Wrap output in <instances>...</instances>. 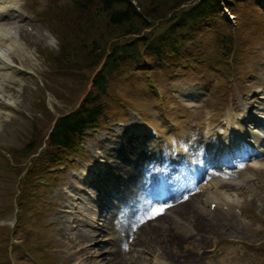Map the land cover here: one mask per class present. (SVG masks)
Returning a JSON list of instances; mask_svg holds the SVG:
<instances>
[{
  "label": "rangeland",
  "instance_id": "rangeland-1",
  "mask_svg": "<svg viewBox=\"0 0 264 264\" xmlns=\"http://www.w3.org/2000/svg\"><path fill=\"white\" fill-rule=\"evenodd\" d=\"M17 1L20 2V11L32 20H23L16 25L14 20L9 19L7 24L19 29L23 41L38 61L34 59L33 65L25 60L28 65L25 64L24 71L17 74L15 85L8 87V90L20 95V103L19 106L10 107L9 117L3 118L4 130L8 127V133L2 135L3 130H0V180H3L4 186L0 189V224L7 223L1 226L4 227L5 242L4 250L3 242H0V264H7L10 259L15 264H39L38 259L30 255V247L35 249L36 254L47 253L45 259L51 264H117V256L126 264H217L212 262L214 258L224 264H264V248H257L264 242V156L258 160L262 163L259 170L255 171L252 167L250 171L248 168L239 170L236 175L228 176L233 184L219 187V191L226 195H238L232 212L220 210L221 213L216 212V215L211 213L214 220L207 215L208 224L198 223L197 228H194L196 222L186 221L189 228L178 234L179 241L185 242L181 248L174 246L173 242L160 245L154 234L150 233L148 225L141 230V241L137 246L133 241H124L130 242L132 248L131 253L126 254L122 247L117 248V245L106 242L108 237H120L119 231L110 229V233L96 228L94 225L97 224L91 218L95 207L84 197L77 198L82 185L78 182V176H81L86 163L95 161H104L111 168L115 165L119 170L130 171L140 187V193L145 192L144 174L140 170L141 163L145 161L144 155L138 161L133 157L137 149L141 150V145L135 142L136 139L131 140L134 136H130L127 128L115 123L120 121V95L136 110L141 107L145 118L155 123V117L162 121L159 110L155 113V109L164 101L152 89L165 86V89L162 88L165 100L168 96L171 100H181V107L176 111L178 117L186 112L184 104L193 109L190 110L194 115L192 119L177 118L181 124L180 132L184 133L189 121L201 119L203 104L210 106L211 111H219L225 104L228 110L235 112L242 109L240 104L243 99L249 102L259 97L257 92L263 94L264 9L234 0V7L240 13L235 17L225 10L231 23L221 24L212 30L203 27L189 34L188 37L194 39L187 41L180 52L189 51L191 55L179 59L174 56L177 53L167 52L165 59L172 58L173 61L166 68L144 64L143 61L151 58L148 53H142L140 60L122 63L110 76L109 96L104 98L111 109L107 121L109 129L95 131L85 142L81 153L65 154L67 159L61 164H54L53 158L49 159L45 151L54 120L78 108L94 92L93 78L102 67L105 54L115 44L128 43L137 35L124 34V30L129 28L127 25H112L99 4L80 8L74 6L71 0ZM167 3L168 0H165ZM188 4H183L180 9ZM158 5L161 6L160 2ZM162 13L156 12L151 27L138 25L141 35L147 33L155 38L166 33L170 21L157 17ZM221 30H224V34L218 38L216 33ZM226 35L230 37L229 43L233 38V43H227ZM205 45L208 49L203 48ZM236 45V48L242 47L251 50V53H243L241 59L235 61L236 53L233 52ZM256 49L257 53H254ZM99 57L101 59L97 62ZM207 58H210L208 62L205 61ZM227 59H231L228 66L233 67L229 78L223 67ZM28 66L38 69L39 73ZM190 73L206 78L209 96L204 95L194 102L184 97L188 85H183V80ZM150 90L155 93L153 100L146 98ZM193 90L198 94L197 90ZM225 90L231 94L230 100L223 99ZM128 95L129 98L124 97ZM33 102H36V110L32 107ZM238 104L240 108H233ZM19 110H25L24 115L19 114ZM128 122L131 123V120ZM124 133L126 136H123ZM32 147L35 148L31 151ZM21 200L25 202L20 205ZM196 200L191 202L197 207ZM51 202H57V205L52 207ZM17 205L22 209V217L12 227L16 221ZM84 209L90 216L86 222L91 227L79 224L82 222L79 221L80 213ZM130 210V207L122 208L118 216L126 218L124 214ZM180 210L170 213L169 217L166 215L162 222L175 227L174 221L181 217ZM102 217L100 226L104 225V230H107L106 226L111 225V220ZM121 220L118 229L122 228ZM73 223L76 227L72 226ZM7 234H10V240L5 237ZM88 235L92 236L86 237ZM215 236L219 240L214 244L212 238ZM124 237L127 238L126 235ZM123 238L116 244L122 243ZM32 242L42 246L34 247ZM45 242H49L47 252ZM88 243L91 245L88 246ZM94 243L96 245L92 247ZM231 246L232 249L223 256L220 247L228 249ZM233 250H237L240 259L235 258L237 254L232 253Z\"/></svg>",
  "mask_w": 264,
  "mask_h": 264
},
{
  "label": "trees",
  "instance_id": "trees-1",
  "mask_svg": "<svg viewBox=\"0 0 264 264\" xmlns=\"http://www.w3.org/2000/svg\"><path fill=\"white\" fill-rule=\"evenodd\" d=\"M184 1L187 0H168V3L165 4V0H78L75 2V6L88 8L94 4H99L103 7L109 22L112 25H127L129 28L124 30V34H129L140 32L139 24H143V27L151 26L157 11L163 12L157 17L164 18ZM221 1H225L226 4L228 3L231 6V0H204L200 4L191 7L189 12L183 13L173 31L155 38L144 34L142 37H137L128 43L114 45L107 64L95 78L96 92L89 95L77 109L58 119L51 134V144L74 148L86 128L98 123L100 116L105 112V106L101 103L100 96L108 89L107 70L120 64L121 60L119 59L124 58L120 53H133L132 56H134L143 49L150 53L162 55V53L169 50L180 49L186 39L183 37L184 31L182 29L189 25L195 26L207 21L211 14L218 9V4ZM164 7L166 8L165 12L162 10ZM169 20L172 21V18ZM179 20L184 22L179 24Z\"/></svg>",
  "mask_w": 264,
  "mask_h": 264
},
{
  "label": "bare ground",
  "instance_id": "bare-ground-1",
  "mask_svg": "<svg viewBox=\"0 0 264 264\" xmlns=\"http://www.w3.org/2000/svg\"><path fill=\"white\" fill-rule=\"evenodd\" d=\"M15 10L16 7H14L11 2L7 0H0V21L4 18V16L8 14V12ZM34 59L38 61L35 55L29 50L27 44L23 41L19 29L17 27H13L12 25L6 23H2V24L0 23V130L1 129L3 130L1 132L2 135H6L8 133V127H5L4 130L5 124L3 125L2 123L3 118L9 117V114L11 113L9 111L10 107L13 108L15 106H19L20 103L19 102L20 95L18 93H17L18 95H16L14 91L8 90V87L11 85H15L14 81L18 80L17 74L22 72L21 69L25 67V64H27L26 61L29 60L34 65L35 64ZM17 61H19L20 63L16 64ZM28 68L32 69L37 74L39 73L38 69L32 66H28ZM21 85L23 87V84ZM36 102H33L32 104L34 110L37 109ZM252 107L254 109L253 112H250L251 114L249 116L243 117L244 122L240 124L239 128L241 134L252 133L253 137H255L256 141H258L261 140V137H259V133H264V129H259V125L264 126V102L261 101L257 105L254 104ZM24 111L25 110H19L18 113L24 115L23 113ZM33 117H34V112H33ZM256 118L258 119L256 120ZM244 123L246 124L247 128L242 127ZM253 124L255 126H252ZM255 127L257 131H254ZM125 135L126 133L123 134V136ZM247 141L248 144H250V141L249 140ZM260 150L262 149L260 148ZM214 158L215 159L221 158L222 160H224L223 158L226 159V155L225 153H220L218 155H215ZM124 175L131 176V172L125 170ZM92 176L93 173L90 172V175L87 176L86 178V182H89L90 179H92ZM218 187H219V181L211 182V186L207 187L206 190L205 202H207L208 200L214 202V200L212 199L220 200V198L223 197L224 199L225 198L231 199V201L227 202L229 207L237 203L236 197L238 195L237 196L234 195V197L230 196L229 194L226 195L224 192L219 191ZM179 209H181L179 214L181 215V217L174 221L176 223L175 227L163 223L162 220L156 222L154 221L153 223L149 224V229L151 230L150 233L154 234V238H156L159 241L158 243H160V245L173 242L174 246L181 248L185 242L183 240L182 242H180L181 240L179 241L178 234L180 233V231L187 230L189 228L190 225H186V221L196 222L194 228H197L196 225L198 223L203 224L205 222L206 224H208V219H209L207 217L208 214L202 212L203 207L201 206L196 207L192 203H187L185 205L183 204L182 207H180ZM143 228H146V225L143 226ZM90 236L92 235H88L86 237H90ZM140 241L141 240L138 237V240H135V243L138 244ZM123 251L126 254H129L130 252L129 248ZM123 256L125 255L123 254ZM115 262L117 264H126L125 262H123V260L122 261L120 260L119 256L116 257Z\"/></svg>",
  "mask_w": 264,
  "mask_h": 264
}]
</instances>
